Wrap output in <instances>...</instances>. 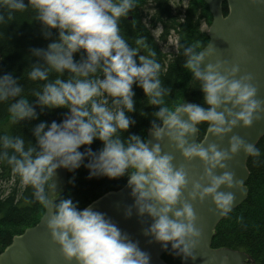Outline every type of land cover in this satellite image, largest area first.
I'll return each mask as SVG.
<instances>
[{"label": "clouds", "instance_id": "1", "mask_svg": "<svg viewBox=\"0 0 264 264\" xmlns=\"http://www.w3.org/2000/svg\"><path fill=\"white\" fill-rule=\"evenodd\" d=\"M135 3L0 0V26L30 9L45 39L55 30L45 47L30 49L35 62L22 76L34 84L31 98L20 78L5 73L0 75V103L6 104L13 125L36 119L37 106L41 112L65 109L64 118L34 125V143L19 132L0 134V163L31 188V200L46 210L45 229L65 264H150V256L104 213L90 205L80 208L70 197L52 199L57 168L74 171L83 164L89 178H126L133 204L125 217L133 208L137 216H147L151 223L143 235L185 259L193 257L202 236L192 202L210 200L215 214L228 216L235 192L245 189L227 161L237 153L261 154L255 143L233 133L264 114L252 75L224 60L206 63L209 44L177 43L201 101L169 103L156 51L143 36L130 45L121 32V18ZM133 84L144 94L141 103L154 109L151 113L134 108ZM134 111L150 117V139L123 136L135 124ZM226 136L224 149L215 141ZM94 140L101 144L96 150L90 147ZM165 142L172 151L162 149ZM173 152L183 163H174ZM193 160L201 165L199 175L186 167Z\"/></svg>", "mask_w": 264, "mask_h": 264}, {"label": "trees", "instance_id": "2", "mask_svg": "<svg viewBox=\"0 0 264 264\" xmlns=\"http://www.w3.org/2000/svg\"><path fill=\"white\" fill-rule=\"evenodd\" d=\"M224 13L226 6H223ZM211 22V15L202 0H136L135 6L127 17L121 18V32L130 45L141 36L145 38L157 53L156 59L161 64V80L169 88V103H177L182 98L199 103L201 93L191 81L190 73L183 67L184 58L178 54L177 43H203L206 45V31ZM0 75L12 73L24 84L26 94L34 87L32 82L22 76L25 69L35 62L30 57V49L45 47L55 38V30L48 39L41 33V25L32 20L29 9L17 14L16 18L5 26H0ZM173 41V45L170 42ZM174 46V47H173ZM144 51V50H141ZM74 54V59L78 57ZM136 101L134 108L151 113L154 109L146 106L142 90L133 84ZM34 120H23L17 125L10 123L6 104L0 103V134L19 132L26 140L34 138L31 129L41 120L59 122L64 118L65 109L40 111ZM135 124L129 126L123 136L141 134L146 138L150 117L141 116L137 111L130 114ZM256 146L260 149L257 158L248 157L249 177L246 182V199L228 216L217 224L213 231L211 247L227 248L247 254L253 264H264V135ZM93 150L101 147L94 140ZM83 151V146H81ZM86 162V161H85ZM126 183V178L108 179L107 177H88V170L83 164L74 171H68L64 189L56 199L70 197L83 208L109 191L118 190ZM44 207L31 200V188L25 187L7 164L0 163V253L10 243L12 237L34 226L43 215ZM162 260L167 264H180V257L167 250Z\"/></svg>", "mask_w": 264, "mask_h": 264}, {"label": "water", "instance_id": "3", "mask_svg": "<svg viewBox=\"0 0 264 264\" xmlns=\"http://www.w3.org/2000/svg\"><path fill=\"white\" fill-rule=\"evenodd\" d=\"M202 2L211 15V22L206 31L208 39L206 44L209 46L205 48V52L211 48L212 54L205 62H215L216 59H220L227 61L229 66L233 63L238 64L241 73L246 72L252 75L257 96L264 100V0H202ZM233 133L240 135L246 142L257 144L264 135V114L259 120L253 121L248 128L237 126L233 129ZM146 138H151L148 131H146ZM209 139L212 138L209 137ZM227 139L226 136L223 140L215 142L219 147L226 149ZM162 149L172 151L166 142L162 144ZM173 155L174 163H183L178 152H173ZM247 160L248 157L243 153H237L227 161V169L234 172L236 178L244 181L245 190L235 192L233 209L238 207L248 194ZM186 167L194 175H199L201 172V165L196 160L191 161ZM66 175L67 169L55 170L54 191L49 193L52 199H56L64 189ZM129 192L130 189L125 183L118 190L106 192L87 206L90 205L94 210L104 213L123 232L127 233L130 239L136 241L139 247L149 254L150 264H167L162 260V256L169 248H162L151 237L143 235V229L151 223V220L147 216H137L134 208L132 214L125 217V209L133 204V198ZM192 203L197 215V226L201 228L202 236L193 250V257L181 259L180 264H253L244 252L227 248L213 249L211 247L213 231L225 216L214 213L210 200ZM45 215L44 209L43 215L34 226L12 237L10 243L0 253V264H65L45 229Z\"/></svg>", "mask_w": 264, "mask_h": 264}, {"label": "rangeland", "instance_id": "4", "mask_svg": "<svg viewBox=\"0 0 264 264\" xmlns=\"http://www.w3.org/2000/svg\"><path fill=\"white\" fill-rule=\"evenodd\" d=\"M185 1H186V0H185ZM173 43H174V42H173V41H171V42H170V45H173ZM173 47H174V46H173Z\"/></svg>", "mask_w": 264, "mask_h": 264}]
</instances>
